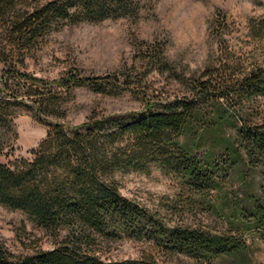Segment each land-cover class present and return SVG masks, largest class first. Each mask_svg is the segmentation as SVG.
Wrapping results in <instances>:
<instances>
[{
	"label": "trees",
	"instance_id": "obj_1",
	"mask_svg": "<svg viewBox=\"0 0 264 264\" xmlns=\"http://www.w3.org/2000/svg\"><path fill=\"white\" fill-rule=\"evenodd\" d=\"M138 3L0 0V61L8 64L10 57H19L4 72V84L13 80L11 97L19 91L28 95L35 115L48 126L44 139L29 150L30 158L0 161V204L21 210L54 242L51 248L15 254L2 240L0 264H214L227 256L246 264L253 253L249 236L258 232L264 239V197L252 190L223 200L232 214L227 232L175 217L190 207L219 212L214 193L225 190L243 163L260 169L264 177V116L255 101L264 98V58L248 65L246 59L227 57L219 66H207L182 94L145 99L144 107L131 111L96 109L74 125L57 118L59 93L50 88L53 83L23 71L27 55L37 52L52 31L127 17ZM259 26L254 31L260 35L264 21ZM146 45L148 63L154 68L166 65L163 51ZM87 83L107 92L77 71L58 80L57 87ZM5 103L0 100V120L8 115ZM154 167L178 178L186 192L168 205L171 216L123 195L113 179L120 171ZM125 239L144 241L150 251L116 259L113 252Z\"/></svg>",
	"mask_w": 264,
	"mask_h": 264
},
{
	"label": "rangeland",
	"instance_id": "obj_2",
	"mask_svg": "<svg viewBox=\"0 0 264 264\" xmlns=\"http://www.w3.org/2000/svg\"><path fill=\"white\" fill-rule=\"evenodd\" d=\"M134 1L139 3L132 15L56 29L41 41L37 52L27 55L23 71L52 82L50 88L59 93L56 103L60 105L57 116L60 121L82 123L96 109L104 112L141 109L145 99L158 101L182 94L186 85L207 66H219L227 57L246 59L248 65L264 58V32L259 35L254 31L264 21V0ZM146 44L163 51L166 65L154 68L148 63ZM9 59L8 64L0 61V100L5 99L4 106L9 108L6 119L0 120V128H6L0 152V161L5 163L17 157L30 158L29 150L37 147L48 131V126L35 115L28 95L19 91L11 97L13 80L6 86L3 76L19 57ZM73 71L106 87L107 92H99L89 83L57 87V81ZM255 101L264 116V98L256 97ZM231 176L225 190L214 193L219 212L190 207L183 214L174 213L176 220L227 232L231 228L228 222L231 209L223 203L226 197L249 190L264 197V191L260 190L264 179L260 169L252 170L243 163ZM113 179L123 195L164 215L171 216L173 212L168 205L186 197L179 179L157 167L150 171H120ZM2 240L15 254L54 246L52 235L25 213L0 204ZM248 242L253 253L246 264H264V239L255 232ZM149 251L144 241L125 239L116 246L113 255L116 259L137 258ZM214 264L236 262L227 256Z\"/></svg>",
	"mask_w": 264,
	"mask_h": 264
}]
</instances>
